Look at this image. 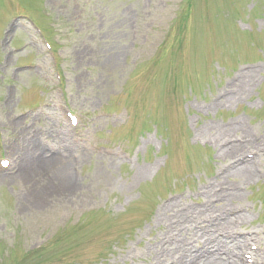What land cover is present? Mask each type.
<instances>
[{
    "label": "rangeland",
    "instance_id": "obj_1",
    "mask_svg": "<svg viewBox=\"0 0 264 264\" xmlns=\"http://www.w3.org/2000/svg\"><path fill=\"white\" fill-rule=\"evenodd\" d=\"M20 12L49 37L62 84L34 29L11 21ZM24 61L39 65L15 68ZM247 63L259 64L253 86L232 102L216 99L235 94ZM63 101L84 116L77 130L59 113ZM34 104L15 127L11 119ZM104 111L112 115L96 116ZM248 133L253 142L220 154L222 140ZM30 139L38 142L26 148L30 157L76 161L65 166L75 183L60 186L56 164L27 178L17 166L0 171V264H204L182 254L183 239L195 252L225 231L264 229V151L251 178L226 173L232 158L264 147V0H0V152L17 162ZM94 143L126 148L134 159L102 154ZM222 191L241 196L221 199ZM172 192L177 206L157 219ZM186 219L200 228L188 232ZM39 244L45 249L32 252Z\"/></svg>",
    "mask_w": 264,
    "mask_h": 264
},
{
    "label": "bare ground",
    "instance_id": "obj_2",
    "mask_svg": "<svg viewBox=\"0 0 264 264\" xmlns=\"http://www.w3.org/2000/svg\"><path fill=\"white\" fill-rule=\"evenodd\" d=\"M13 32H14V29H12L10 33H13ZM24 62H26V61H24ZM257 71L258 70H256V69L249 70L247 72L248 73L247 78L245 80L242 79V80L238 81L239 88L236 91V93L234 95H227L223 99L226 100V98H228L230 100V99L234 98L232 100V101H234V100L238 99L239 94L246 93L247 90L251 86H253L251 84V81H252L254 73ZM232 101L230 100V102H232ZM23 121H24V118H12L11 119V122L15 125V127H18V128H20V125L23 123ZM241 125H242V122L239 123L238 125H235L234 123H232L231 126L225 128V130H231L232 128L243 129L244 125H242V126ZM193 127H195V126L193 125ZM248 135H249V133L246 134V136H244V139H245L244 142L230 143L226 147H220L218 149V151L220 152L221 155H227V154H230V153H233V152H236V151L242 149V147H244L246 143L249 144V143L253 142L252 141L253 139L251 140V138H248ZM25 143H26L25 147L21 148V152H20V156H19L20 159L18 160V169L16 170L17 176H20L22 178H25V177L27 178L28 176L35 174L36 172H39V170L44 168V166H46V165L56 164V166L59 168V171H60L61 177H62V181L58 182V183H60V186L66 187V186H69V184L75 183V179L70 177V175L68 173V169L65 166L68 167L69 164L76 162V161L69 163L70 162L69 160H65V159L60 158V156L57 153L51 155L49 158H46L44 155L40 156L39 158L30 157V155L28 153V149H26V148L30 145L32 147H34V146L36 147L38 145V142L36 139H30V140H26ZM97 156H100L102 158H109V157H106V156L100 155V154H98ZM84 157H86V156L83 155L82 158L84 159ZM255 160H256V158L255 159L252 158V159H246V161L241 163V164L237 163L236 165L231 166L230 169H228L226 173H227V175L235 173L238 176H242V177H245L246 179H249L253 176V173L255 172V169H253L254 167L252 164V162ZM60 164H65V165L61 166ZM107 166H109V164H107ZM2 174L3 173L0 172V176H2ZM221 175H225V174L221 172ZM56 185H59V184H56ZM52 192L53 191H51V193ZM225 192H227V191H222L221 193H223V194H221V193L219 194L222 197L221 199H224L225 195H227L229 199H233V198H236L237 196H239V197L241 196V192H231V193L229 192V194L225 193ZM44 193L45 192H43V193L39 192L36 195L42 196V194H44ZM49 195H52V194H49ZM28 199H29V197L26 200L28 201ZM176 203H177V201L168 203L170 209L167 207L168 205L166 206L167 208H163L164 207L163 206L162 207L163 209H161L163 211L157 213V219H158V217H161V215L163 213H166L169 210H174V208L177 206V205H175ZM199 210H201V209H199ZM230 211L231 210H227V213L231 214ZM244 213L245 212H243L242 215ZM230 219L232 220V216L227 215L226 218L224 219V222L228 223L230 221ZM182 225H185L184 227H185V229L188 230V232H190V230L192 232V229L194 228V226H197L198 224L196 221L190 222L189 219H186V222L182 223ZM229 239L230 238H227V237L222 238V239L221 238H217V239L215 238L216 241L209 242V246H206L205 248L198 250L196 253H192V252L188 251L187 245H185V249H182L184 252L182 254L183 255L189 254V255H192V257L195 256L196 258L197 257H204V264H237L233 255H234L235 247L240 246V240L232 239V238H231L232 240H229ZM219 242L223 243V245L229 249L228 251L230 254L228 256H221V252H219L221 249ZM170 249L173 250L172 247ZM218 252H219V254H218ZM156 254L157 255H163L161 248H156Z\"/></svg>",
    "mask_w": 264,
    "mask_h": 264
}]
</instances>
